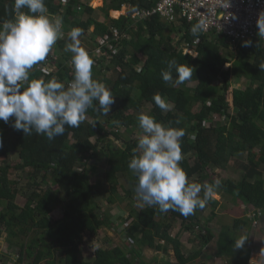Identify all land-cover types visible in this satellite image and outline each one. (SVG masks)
<instances>
[{"label": "trees", "instance_id": "trees-1", "mask_svg": "<svg viewBox=\"0 0 264 264\" xmlns=\"http://www.w3.org/2000/svg\"><path fill=\"white\" fill-rule=\"evenodd\" d=\"M89 1L45 0L50 14L63 17L65 39L56 43L61 53L55 63L57 71H45L43 61L30 70V79L48 81L56 77L67 85L74 71L72 54L64 51L67 33L79 28L92 40L107 35L115 49L108 50L111 56L89 55L94 60L93 78L105 84L115 96V103L107 116L88 109L79 127L66 125L65 133L51 141L44 135H24L15 130L12 119L8 123L0 121V156L7 157L0 166V236L5 233L9 251L0 252L1 264L11 252L17 255L15 264H153L154 259L144 258V249L164 253L173 249L177 262L167 258L164 264H196L202 256H211L203 247L214 238L212 230L218 231L217 257H225L228 264H249L252 248L248 247V239L239 249L234 242L241 236L248 237L252 224H264V71L259 68L264 63V41L254 42L257 35L235 40L215 29L202 30L193 57L184 54L180 46L197 40L190 31L198 24L196 20L184 16L169 20L161 14L147 15L144 20L134 19L131 14L114 19L109 13L112 9L119 10L123 5L150 9L156 0H104V5L96 8ZM13 8L14 0H0V23L13 18ZM108 22L127 35L120 46L111 39ZM246 40L252 41L250 47L243 46ZM231 45L237 46L234 61ZM173 60L174 79L176 66L180 65L193 67V77L176 86L164 82L161 73L169 71V61ZM227 62L231 66L225 70ZM233 74L250 81L243 97L238 96L242 90L234 92V111L232 97L226 95ZM216 80L222 84H215ZM156 94L172 105L171 111L165 113L156 106ZM198 102L202 105L200 111H191ZM241 105L249 111L238 109ZM141 112L166 126L185 129L180 165L192 182L204 183L208 170L228 171L232 160L240 170L243 168L232 170L234 179L219 176L222 183L218 188L224 201H231L230 208L242 215L231 223L230 216L218 222L212 214L220 203L216 199L188 217L178 211L161 213L148 205L138 211L133 208V201L138 199V178L128 163L138 137L143 135L138 123ZM13 159L18 163L12 164ZM100 164L104 169L96 174L98 182L92 183V173ZM11 170L20 176L11 179ZM212 182L209 179L208 183ZM19 197L24 200L22 204L18 203ZM103 198L109 207L127 200V217L122 213L115 216L111 209L101 212L98 202ZM56 208L61 217L51 220L50 214ZM210 209L211 216L207 215L201 227V212ZM172 218L182 224L175 236L171 235ZM102 227L121 229L131 246L98 247L92 259H83L80 254L85 236L95 238ZM183 231L189 232L192 241L200 242L188 254L182 249Z\"/></svg>", "mask_w": 264, "mask_h": 264}, {"label": "clouds", "instance_id": "clouds-1", "mask_svg": "<svg viewBox=\"0 0 264 264\" xmlns=\"http://www.w3.org/2000/svg\"><path fill=\"white\" fill-rule=\"evenodd\" d=\"M227 6L230 7V0ZM13 12L12 19L0 23V121L8 123L12 119L15 130L24 135H44L51 141L65 133L66 125L79 127L90 108L107 116L115 96L104 83L93 78L94 60L88 53L99 45L101 37L90 39V50L86 51L81 45L82 29L72 28L67 33L64 51L72 54L70 62L74 69L70 73L73 78L66 79L67 85L56 77L48 81L30 79V70L40 62H50L54 53L49 54L57 48V41L65 39L63 17L50 14L45 0H14ZM257 23L259 34L254 42L264 41V22L259 18ZM190 31L197 40L186 44V49L195 55L202 24L193 25ZM251 45V40L243 42L244 47ZM55 63L51 62V69L57 71ZM175 65L174 60L169 61V71H162L164 82L176 86L193 77V67L180 65L176 66L174 79L171 69ZM259 68L264 71V63ZM153 100L163 112L172 110V105L160 94L154 95ZM138 123L143 135L138 137L128 168L138 178L135 191L141 202L139 206L158 208L161 213L178 211L184 217L194 215L197 209H205L216 198L222 181L197 183L189 179L180 165L184 159L181 141L186 135L185 129L166 126L144 112L138 115ZM2 143L0 138V146ZM247 239L241 236L235 240V248H242Z\"/></svg>", "mask_w": 264, "mask_h": 264}, {"label": "rangeland", "instance_id": "rangeland-1", "mask_svg": "<svg viewBox=\"0 0 264 264\" xmlns=\"http://www.w3.org/2000/svg\"><path fill=\"white\" fill-rule=\"evenodd\" d=\"M101 5H102L101 0H93V6L97 7V6H101ZM127 6L122 7L120 9L121 12L117 13L116 16H115L114 12H111L110 16L114 18V17H117L120 13L121 14H127L130 11V6H128L129 9H127ZM81 37L82 38H80V39H81L82 47L85 48L86 51H89L90 50V48H89L90 43L88 41H90V39L83 38V36H81ZM231 51L233 52L232 58H233V60H235L236 59L235 56H236L237 46L231 45ZM53 53H54V55H53V57H51L50 62H54V61L61 59V53H60L59 48H55L54 50H52L49 55H51ZM215 84L220 86L221 80H217L215 82ZM236 86H237V84L232 83V80H231L229 88L226 92V95L228 94L227 98L232 97L233 87H236ZM207 105H209V104L207 103ZM201 106L202 105L200 104V102H198L197 104L192 105L191 111L198 112V111H200ZM148 107H149V105L145 109L148 110ZM116 144L121 145L120 142H116ZM4 160H7V157L0 156V166L3 164ZM15 163H18V161H16V159H13L12 164L15 165ZM91 165L97 166V163L96 164L92 163ZM89 167L91 169L92 166H89ZM103 167H104L103 164H100V167H97L98 171H96V172L91 171V172H93L92 177H91L92 183L98 182L96 174H97V172L101 173V170L104 169ZM232 170H235L238 172V171H243V168L241 167V170H240V166L238 165V163L235 162V160H232L230 162L229 167H228V171H226V172L222 171L220 169L216 170L215 172L212 170H208L207 171L208 172V179H206L205 182H208L209 179H212L214 182L216 179H219V176L224 175V174H225L224 177H229L231 179H234V177L232 176L233 175ZM102 174H103V172H102ZM19 176L20 175H18V173L16 171L11 170L9 173V177L11 179H17ZM201 195H202V193H201ZM214 199L220 201L219 206L214 211H212V214H216L215 218H216V220H218V222L223 223L225 221V219L226 218L229 219V216H230V220L228 222L231 223L232 219L234 217H239L240 215H242L240 211L230 208L231 206H233L231 201H224V199L222 198V193L220 192L219 189H217V196ZM129 201H131V200H129ZM23 202H24V200L19 197L18 203L22 204ZM133 202L136 203V206L133 208L136 211H138V209L140 207L139 206L140 203H139L138 199H135V201H133ZM98 206H101V210H100L101 212L111 209L115 216L122 213V215L124 217H127L129 210H130V206L128 207V201L127 200L119 202L112 207H109L106 200L103 198L102 200H100L98 202ZM240 207H241L240 209L242 210L243 205H240ZM209 211H211V209L207 210L208 213H206L204 211L201 212V216L204 217V218L201 217V223H200L201 227L204 225V222L207 220L206 219L207 215L211 216ZM98 214H99V212H98ZM60 217H61V213L58 211L57 208L54 209V211L50 214L51 220H56ZM172 220H173V227L171 229V235L175 236L177 234V232H180V229H182V224H181V220H179V219L172 218ZM209 229L211 230V228H209ZM196 231H198V229H196ZM212 232L214 233V238L210 241V243L208 245L203 247V251L205 253H207L208 255H211L212 257L210 256V259L209 258L203 259L206 257L202 256L200 259L201 261L197 260L196 264H201L202 261H204L203 263H205V264H219V263L221 264V262H224V260H226L225 257H221V256L217 257L215 255L216 250H217L216 241H217L218 231L212 230ZM242 232L247 233L246 229H243ZM204 233H205V231H204ZM123 235H125V233L121 232V229L102 227L97 232V235L95 236V238H93L92 236H88V235L85 236L84 242H83V248H82L80 256L83 259L90 260L94 257V251L98 247L106 248V247H113L115 245L131 246V243H130L131 240L129 238L126 239ZM5 237H6L5 233L2 236H0V252H2V253H8L9 252L8 246H7L6 241H5ZM190 237L191 236H190L189 232L183 231V233L181 235V240L183 243L182 249H183V251L187 252V254H188V252H191V251H193V249H196V248H198V246H200L199 239L192 241ZM248 243H249L248 247L252 248V252H253L252 257L250 255V258H249V261H248L249 264L251 263V261L253 263L257 262L259 264H264V224L262 221H260L259 223H254L250 227L249 233H248ZM143 252H144L143 256L145 259L146 258L148 260L154 259L153 264H158V263L164 264L163 261H165L167 258H170V260H172L173 263L177 262V260L175 259V256H174L173 249H170L166 253H164L163 251L158 252V251H154L151 249H146V250L144 249ZM6 255L8 257L6 258V261L3 262L4 264H15L16 263L15 258L17 257V255L14 252H11V253L6 254ZM0 264H1V262H0ZM225 264H228V263L225 262Z\"/></svg>", "mask_w": 264, "mask_h": 264}, {"label": "built area", "instance_id": "built-area-1", "mask_svg": "<svg viewBox=\"0 0 264 264\" xmlns=\"http://www.w3.org/2000/svg\"><path fill=\"white\" fill-rule=\"evenodd\" d=\"M176 13L202 24L204 32L215 29L230 39H245L259 34L257 22L259 18L264 22V0H230V7L227 6V0H156L154 7L136 11V15L141 18L161 14L169 20L174 19ZM111 33V39L120 46L124 35L114 27ZM109 41L107 35L98 38L99 45L94 48V52L111 56L108 50L114 52L115 49ZM51 66V62H46L45 71H52Z\"/></svg>", "mask_w": 264, "mask_h": 264}, {"label": "crops", "instance_id": "crops-1", "mask_svg": "<svg viewBox=\"0 0 264 264\" xmlns=\"http://www.w3.org/2000/svg\"><path fill=\"white\" fill-rule=\"evenodd\" d=\"M101 2H102V5H104V0H101ZM101 5V6H102ZM92 7H94V8H96V6H93V4L91 5ZM101 6H97V7H101ZM124 6H127V5H123L122 7H124ZM121 7V8H122ZM126 8V7H125ZM127 9H129L128 8V6H127ZM126 9V10H127ZM139 10V9H138ZM137 9H131L130 8V11L127 13V14H119L117 17H114V19H118L119 17H121V16H123V15H128V14H131V16H132V18H136V19H145V17H139L138 18V16L136 15V11H138ZM121 10L119 9V10H114V9H112V10H110V12L109 13H111V12H120ZM179 13V12H178ZM178 13H176V15H175V18H181L180 17V15L178 14ZM113 18V17H112ZM174 18V19H175ZM101 20H103V18L101 17ZM108 25L110 26V23L108 22ZM114 26H110L109 27V29H108V31H110L111 30V28H113ZM115 28H117V27H115ZM94 29V27H91L90 28V31H92ZM120 30V29H119ZM102 36H104V35H102ZM102 36H100V37H102ZM97 37H99V36H97ZM82 38V37H81ZM83 38H85V37H83ZM179 38V37H178ZM178 38L176 37L175 39L176 40H178ZM200 40H198V42H199ZM82 44V43H81ZM198 44V43H197ZM197 44H196V46H197ZM196 46L194 47V50H195V53H196ZM180 49H182L183 50V53L184 54H189V55H191V56H193V57H195V55H192L187 49H186V45H182V46H180ZM88 53H92V54H95V52H94V48L92 49V50H90ZM236 57V56H235ZM231 66V64H227V65H224V67H223V69H225V70H227L229 67ZM232 80V83H235V84H237V86L236 87H233V94H232V98L235 96V94L236 93H234L235 91H237V90H239L237 93H239L240 92V90H242V92H240L239 94H238V96L239 97H243L244 95H245V88L247 87V85L248 84H250V81L247 79V78H245L244 76H236V75H231L230 76V81ZM217 81V80H216ZM215 81V82H216ZM221 84H222V82H221ZM252 87H255V85L254 86H252ZM244 88V89H243ZM233 105H237L236 103L234 104V101H232V110L234 111V108H233ZM238 109H246V110H248V108L246 107V106H243V105H241L240 107L238 106ZM249 111V110H248ZM252 254H253V252L251 253V257H252ZM208 258L210 259V256H208ZM208 258H203V259H208ZM225 262L227 263V261L226 260H224V262H221V264H225ZM253 262L251 261V263L250 264H252ZM255 263H257V262H255ZM205 264V263H204ZM220 264V263H219Z\"/></svg>", "mask_w": 264, "mask_h": 264}, {"label": "bare ground", "instance_id": "bare-ground-1", "mask_svg": "<svg viewBox=\"0 0 264 264\" xmlns=\"http://www.w3.org/2000/svg\"><path fill=\"white\" fill-rule=\"evenodd\" d=\"M121 12V11H120ZM115 13V16H116V14L118 13V12H114Z\"/></svg>", "mask_w": 264, "mask_h": 264}]
</instances>
